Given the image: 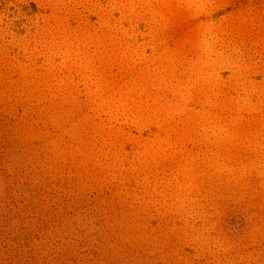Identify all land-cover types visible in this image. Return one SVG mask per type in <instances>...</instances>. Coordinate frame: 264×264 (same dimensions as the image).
Listing matches in <instances>:
<instances>
[{
  "label": "rangeland",
  "instance_id": "374dc122",
  "mask_svg": "<svg viewBox=\"0 0 264 264\" xmlns=\"http://www.w3.org/2000/svg\"><path fill=\"white\" fill-rule=\"evenodd\" d=\"M0 264H264V0H0Z\"/></svg>",
  "mask_w": 264,
  "mask_h": 264
}]
</instances>
